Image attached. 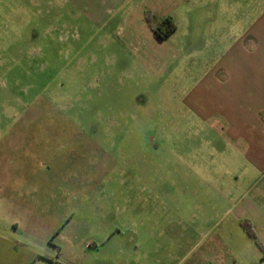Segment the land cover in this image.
<instances>
[{
  "label": "rangeland",
  "instance_id": "obj_1",
  "mask_svg": "<svg viewBox=\"0 0 264 264\" xmlns=\"http://www.w3.org/2000/svg\"><path fill=\"white\" fill-rule=\"evenodd\" d=\"M120 2L0 0V264H264V161L202 116L243 26Z\"/></svg>",
  "mask_w": 264,
  "mask_h": 264
},
{
  "label": "crops",
  "instance_id": "obj_2",
  "mask_svg": "<svg viewBox=\"0 0 264 264\" xmlns=\"http://www.w3.org/2000/svg\"><path fill=\"white\" fill-rule=\"evenodd\" d=\"M112 1L98 0L99 8L109 14L120 12L123 3L110 8ZM155 2L161 8L156 10L159 22L171 18L176 25L168 39L182 25H194L197 32L205 27L212 40L232 42L234 25L243 26L236 32L238 44L224 46L222 56H226V64L215 67L216 74L209 85L210 101H201L205 107L201 112L205 118L206 113L217 115L226 123L228 133L246 138L250 147L257 150L259 161H264V0H149L148 3ZM142 27L156 36L147 23L142 22Z\"/></svg>",
  "mask_w": 264,
  "mask_h": 264
},
{
  "label": "trees",
  "instance_id": "obj_3",
  "mask_svg": "<svg viewBox=\"0 0 264 264\" xmlns=\"http://www.w3.org/2000/svg\"><path fill=\"white\" fill-rule=\"evenodd\" d=\"M153 32L155 33V35L161 40V41H165L169 38V36L174 33V31L176 30V25L174 24V22L172 21L171 18H166L164 20H162L161 22L157 23L156 25L151 26ZM247 233L249 234V236L255 240L259 246V248L263 251L264 247L262 246V244L257 240L256 234L253 232V230H251V225L248 221L243 223ZM248 225H250V227H248Z\"/></svg>",
  "mask_w": 264,
  "mask_h": 264
}]
</instances>
